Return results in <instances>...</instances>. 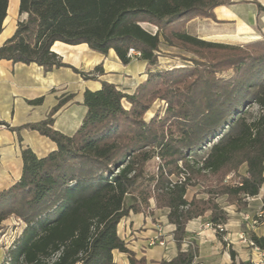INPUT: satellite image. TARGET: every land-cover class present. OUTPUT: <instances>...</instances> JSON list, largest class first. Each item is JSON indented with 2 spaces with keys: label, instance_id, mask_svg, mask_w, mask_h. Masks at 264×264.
<instances>
[{
  "label": "trees",
  "instance_id": "16d2710c",
  "mask_svg": "<svg viewBox=\"0 0 264 264\" xmlns=\"http://www.w3.org/2000/svg\"><path fill=\"white\" fill-rule=\"evenodd\" d=\"M8 1L0 0V33ZM226 3L19 0L18 13L26 18L0 46V60L35 64L44 72L70 68L88 79L51 51L54 43L86 44L103 55L113 50L124 65L133 49L146 61L147 76L131 95L107 82L98 91L86 90L82 125L70 136L53 128L54 115L67 98L42 121L20 127L0 121L9 131H35L57 146L43 158L23 149L19 180L0 191V230L9 218L24 225L6 252L5 264H116L115 251L127 254L130 264H145L127 249L117 226L130 212L150 210L151 201L154 209L168 210L178 249L172 260L158 264H194L195 247L182 248L186 224L209 213L213 227L224 226L228 217L219 197L245 207L247 197L258 195L264 184V37L232 46L186 31L195 18L216 21L214 8ZM254 3L264 13V6ZM162 47L192 53L199 60L159 70ZM95 71L102 73L99 67ZM224 71L233 73L226 79L215 76ZM157 98L166 100L168 109L162 118L146 123L142 117ZM254 104L259 113L248 121L245 113ZM197 152L204 155L196 159ZM154 159L156 171L147 173L146 164ZM228 176L230 181H225ZM192 186H201L204 197L188 199ZM127 197L131 203L126 206ZM250 239L264 249L263 237L251 234ZM231 257L236 264L233 253Z\"/></svg>",
  "mask_w": 264,
  "mask_h": 264
},
{
  "label": "crops",
  "instance_id": "0c3cea01",
  "mask_svg": "<svg viewBox=\"0 0 264 264\" xmlns=\"http://www.w3.org/2000/svg\"><path fill=\"white\" fill-rule=\"evenodd\" d=\"M224 1L227 2L225 5L213 10L216 21L196 18L187 25V33L204 41H220L226 36L264 37V13H258L254 0ZM256 1L264 6V0ZM18 7L19 0L8 1L0 46L12 37L17 22L26 18V15H19ZM51 51L63 63L87 75L88 79L70 68L44 72L42 67L35 64H13L0 60L1 122L20 127L42 121L60 99L67 98V102L54 115L53 128L70 136L82 125L86 113L83 105L86 90L98 91L101 82H107L131 95L147 76V63L140 57H134L124 65L113 50L103 55L90 50L86 44L70 46L60 42L54 43ZM97 67L101 68V74L95 71ZM23 149H30L38 158H43L55 151L57 146L35 131L24 129L17 134L0 126V191L19 180ZM263 203L264 184L258 195L252 197L245 207H224L228 219L221 235L205 227L209 223V213L189 221L182 248L185 250L190 245L195 247L197 254L194 264H231V253L236 264H261L259 260L264 249L259 248L258 251L242 244L239 236L243 233L249 238L251 234L264 238V217L254 228L243 218L244 214L254 217L262 209ZM167 214V209H154L151 204L150 210L136 214L130 212L120 221L117 234L136 260L143 259L145 264H158L161 261L169 262L176 256L178 249L173 240L174 226L168 222ZM157 226L162 229L164 245L150 246L149 241L156 234ZM113 258L116 264H130L127 254L115 251Z\"/></svg>",
  "mask_w": 264,
  "mask_h": 264
},
{
  "label": "rangeland",
  "instance_id": "374dc122",
  "mask_svg": "<svg viewBox=\"0 0 264 264\" xmlns=\"http://www.w3.org/2000/svg\"><path fill=\"white\" fill-rule=\"evenodd\" d=\"M203 19H206V18H203ZM142 27L149 32H152V33L156 32V28L149 25V24H142ZM186 29H187V26H186ZM221 39H223V40H220V41L215 40V41H208V42H214V43H220V44H226V45H232V46H243L248 42L261 40V39H263V37H261V38H249L246 36H226L225 38H221ZM194 58L198 59V57L192 53L176 50L174 48L162 47L161 52L158 56V64L156 67L159 70H168L170 68L192 66L193 64L191 62V59H194ZM232 73H233L232 71H228V72L224 71L221 73H216L215 76L217 78L226 79V78L230 77L232 75ZM123 107L125 109L130 108L129 104L125 101H123ZM166 109H168V102L164 99L157 98L151 103L150 108L143 115L142 119L146 123H148L150 120H152L154 118L160 119L164 116ZM258 113H259V107L254 104L247 109V111L245 113V117L248 121H251L255 117H257ZM194 155H195L196 159H200L204 154L202 152H197ZM157 165H158L157 159H154L151 162H148L146 164L147 173L155 172ZM180 165H181V163H180ZM244 170H245L244 167H242L240 169V172L243 173ZM172 179L175 180V178H172ZM230 179H231V176H228L225 181H230ZM202 191H204V190L201 186H195V187L192 186L188 189L187 198L191 199V197L194 195H196L197 197H204L203 194H200ZM217 202L219 203V205L222 208L228 207V204L226 203L225 197H223V196L219 197L217 199ZM130 203H131V199L129 197H127L125 200V205L126 206L130 205ZM151 204H153L152 201H151ZM245 217H248L250 219L253 218V217L249 216L248 214H244L243 218H245ZM23 226H24L23 223L21 221H19L18 219H15V218H9L8 220H6L2 224V228L0 230V264H5L4 260L6 257V252H7L8 248L12 245L13 241L21 233Z\"/></svg>",
  "mask_w": 264,
  "mask_h": 264
},
{
  "label": "built area",
  "instance_id": "2783aa9c",
  "mask_svg": "<svg viewBox=\"0 0 264 264\" xmlns=\"http://www.w3.org/2000/svg\"><path fill=\"white\" fill-rule=\"evenodd\" d=\"M127 56L130 59H132L134 57H140V53L139 52H136L133 49H129L128 50V53H127ZM246 200L248 202V201L251 200V198L250 197H247ZM262 217H264V210L263 209H261L260 212H258L253 218L250 219L248 217H245L244 219L249 222V226L251 228H254V227H256V226L259 225L260 219ZM205 227L210 228V229H213L214 231H216V233H224V231H225V228H224L223 225H218L217 227H213V225L211 223H207V224H205ZM162 236H163L162 229H161L160 226H157V228H156V234L150 239L149 245L150 246H153V245L163 246L164 245V241L161 239ZM239 240L241 241L242 244H244V245H246L248 247H251V248L259 251V248L245 234L242 233L239 236ZM260 258L261 259L259 260V262L261 264H264V254H262Z\"/></svg>",
  "mask_w": 264,
  "mask_h": 264
}]
</instances>
